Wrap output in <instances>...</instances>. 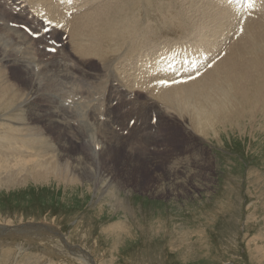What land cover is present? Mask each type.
I'll return each instance as SVG.
<instances>
[{
  "label": "rangeland",
  "instance_id": "374dc122",
  "mask_svg": "<svg viewBox=\"0 0 264 264\" xmlns=\"http://www.w3.org/2000/svg\"><path fill=\"white\" fill-rule=\"evenodd\" d=\"M143 1L134 0V4L138 7L135 5L125 8L121 0L122 14L127 15L124 12L130 9L133 16L129 15V17L134 22H138L142 28L146 23L150 27L149 31H152L154 41L148 43V50L143 48L140 51L132 50L131 53H127L135 27L130 28L128 34L124 33L126 29L122 30L117 39L113 37L107 41L108 45L117 41L118 50L122 53H116V63L123 61L131 64L130 58L136 62L143 52L152 54L153 51H158L156 45L160 48L162 44L176 42L174 38L185 41L189 37L188 33L179 28L165 31L168 22L164 23L162 28L154 29L151 25L153 13L166 18L170 9L171 15L176 16V18L171 16L172 19L174 18L171 23L174 25L179 23L177 15L172 10L174 0H158L167 2L164 7L165 12L158 9L152 12V15L147 11ZM263 6L262 1L264 9ZM0 15L9 18L6 11L1 8ZM244 18L240 15L236 24L240 28ZM187 21L188 18L186 23ZM233 27L226 28L229 30L228 40L225 42L223 39L220 48L223 44L226 46L231 38L234 39ZM15 28L23 30L20 27ZM154 31L158 37L153 35ZM240 37L241 33L237 40L232 41H237L238 44L241 41ZM163 39L166 42L159 41ZM199 47L204 48L212 58L218 53L217 43L211 41ZM24 56L25 54L20 53V58ZM51 56L53 55L48 57ZM37 64L38 61L34 63ZM0 68L3 73L9 75L7 76L10 78L9 81H14L10 85L23 84V79H18L17 76L25 77L26 71L20 70L19 74L13 73L9 68L2 66ZM133 71L130 69L127 73H123L135 91L134 98H131L132 92L129 96L133 101V107H137L136 111H139L140 101L136 99L140 87L134 88L133 77L130 75ZM11 74L17 76L12 78ZM255 75L264 76V64L260 65ZM24 82H31V79H24ZM106 85L107 80L104 87ZM69 98L70 101L77 98L71 84L64 87L62 93L58 95L57 100L60 101L58 105L61 106V103ZM110 101H112L111 97ZM108 103L109 100L103 101L100 105L105 106ZM100 111L101 108L98 112ZM263 111L264 109L257 104L253 109V115L242 116V121L245 123L224 120L221 121V125L225 127L219 128V135H214L213 132L206 134V140L202 138L203 143L208 146L213 161L208 164L203 163L202 166L196 165L197 157L201 158L196 151L199 145L191 146L192 140L198 137L195 133L194 137H185L186 122H184L186 126L183 122V125L180 123L164 126L165 129H161L159 136H150L147 142L143 138L134 144L132 136V140L128 141L129 144L124 143L115 161L122 163L121 165L126 163L124 166L133 175L125 179L121 185H117L119 183L111 182L110 172L107 169L104 182L102 181L107 185L100 187L99 191H95L94 182L89 179L83 182L71 179L69 172L59 174L58 179L51 176L36 181L29 173L32 165L25 161L29 153L24 148L23 151L19 150L21 152L19 154L15 153L17 149L13 150L14 152L0 150L3 151L0 155L3 153L5 155L0 156V227L7 229L16 227L17 230L25 227L31 231L36 227L38 230L30 235L26 233L19 235L17 230L13 234H5V237L0 235V264H89L78 252L80 250L84 251V254L86 251L91 255L90 257L94 259L91 264H264V123L259 121L262 120L260 114H263ZM63 112L65 110L62 108ZM3 113L0 110V116ZM141 113L142 124L144 116L142 111ZM20 116L25 119V113ZM4 127L0 126V132ZM157 128L158 124H154L153 130ZM75 143L73 141L71 145L74 146ZM173 148L175 151L172 150ZM188 150L193 151V155H188ZM205 151L201 160L205 157L209 158L207 150ZM183 153L187 154L185 158ZM16 155L20 158L17 159ZM5 157L12 160L5 159L4 162ZM17 164L22 166L19 167ZM14 167L15 169H12ZM23 168L24 170H21ZM124 178L127 176L124 175ZM156 179L161 182L162 189L169 190L168 194L154 191L156 186L153 187V184H156ZM11 180L20 181L11 182ZM102 182L99 184L102 185ZM134 183H141V186H144L141 189ZM54 193L58 196L57 201L49 198V195ZM32 195L42 198L37 201ZM120 202L122 205L119 204ZM54 210H60L59 214L54 215ZM51 228L63 233V240L50 233ZM70 247H76L78 251H72Z\"/></svg>",
  "mask_w": 264,
  "mask_h": 264
},
{
  "label": "bare ground",
  "instance_id": "6f19581e",
  "mask_svg": "<svg viewBox=\"0 0 264 264\" xmlns=\"http://www.w3.org/2000/svg\"><path fill=\"white\" fill-rule=\"evenodd\" d=\"M81 1V6L86 7V9L72 17L67 31V40L63 41L58 50V55H53L50 58L46 52L37 47L41 42L40 40H35L23 30L12 27L9 23L10 19L0 15V66L11 69L13 73L20 74V70L27 71L25 77L11 74L12 78L17 76L18 79H23L21 86L19 84L18 86H12L10 84L14 81H9L10 78L7 77L9 75L0 70V110L4 112L1 115L2 117L0 116L2 120L0 126H5L4 130L0 132V150L13 151L17 149V152H15L17 154L21 153L20 148L32 151L30 153L32 156L25 154V161L32 165V170L29 173L32 174L34 180H43L51 176L58 179L59 174L69 172L71 179H78L82 182L89 179L94 182L96 185L95 191H99L100 187L103 188L102 186L107 185L103 183V179H105V171L108 169L111 182L121 185L125 179H129L133 174H130L124 166L126 163L121 165L122 163L120 164L118 161L116 163L109 161L112 154L122 150L124 143L127 141V138L121 136L113 127L120 122L121 116L136 117L133 131L138 136H149L151 130L149 121L154 112L158 115V134L164 126L179 125L183 122L185 126L187 124V128L185 127L187 130L183 128L184 132L186 131L185 137L197 135L198 139H193L191 146L198 144L199 147L196 151L199 152H197L199 156L202 158L203 151L207 150L210 158L205 157L202 159L203 161L200 157L195 158L196 165L202 166L203 163L208 164L211 160L213 161L208 146L206 147L203 143V139L206 140V134L213 132L214 135H219V128L225 127L221 125V121L224 120H236L239 124L245 123V121H242V116L253 115V109L257 104L264 109V76L255 75L260 65L264 64L263 8L262 12L257 14V17L244 18L243 25L241 24L240 43L237 44V41H232L237 39L231 38L229 43L226 46L223 44L221 48V41L223 39L225 42L228 40L229 30L226 28L231 29L232 26L238 24L240 18V15L237 16V19L236 17L231 18L233 14L229 16V5L224 4L221 0H174L172 10L179 19V23H176V25L171 23L176 18L175 15V17L171 15V9L168 10V13L166 12V18L153 13L154 17L151 20V25L154 29L162 28L163 24L168 22L165 31L175 28L183 30L189 35L185 40L188 44L199 46L211 41L217 43L218 53L215 57L222 52L223 46H225L227 53L211 69L189 83L171 88L157 89L151 87L150 90L145 91L139 88L136 100L140 101L138 108L144 116V122L141 124L142 113L140 110L136 111L137 107H133V101L129 96V93L132 92L130 89L133 88L124 73L133 69L134 71L130 75L134 81L135 74L138 71L136 66L138 62H142L140 67H145L148 71H154L156 68L155 63L143 62L148 59V55H153L157 51H153L152 54L143 52L138 56L136 62L130 58L131 64L123 61L116 63V53H122L118 50L117 41L109 45L107 41L113 37L117 39L118 34L124 29H126L124 33L128 34L130 28L135 27L132 31L133 40L127 49V53H131L132 50L134 52L140 51L143 48L148 50V43L154 41L152 31H149L150 27L146 23L142 25L145 29L138 26L139 23L134 22L129 17V15L133 16L130 9L124 12L127 15L122 14L123 6L126 8L136 5L134 0H123V6L121 0ZM143 2L151 15L152 12L158 9L164 11L167 3L158 0H144ZM136 6L138 7V5ZM171 16L174 18L172 19ZM178 24H182V26H178ZM153 35L158 37L155 31ZM160 49L161 47L159 48V45H156V50L159 51ZM20 53L25 54V56L20 58ZM36 61L39 64L34 65ZM24 79H31V82L25 83ZM106 80L107 85L104 87ZM69 84L72 85V90L77 98L70 101L69 106L65 105V102L59 106L60 101L57 100V97L62 93L64 87ZM110 97L112 101H110ZM108 100L109 103L105 105L104 110L106 119L103 120V114L98 111L103 107L100 104ZM116 100L118 101V107L113 106V102ZM62 108L65 110L63 113ZM23 113H25L26 120L20 116ZM260 115L262 120L259 121L264 123V111ZM98 135L100 136L97 137ZM73 141L76 142L74 146L71 145ZM136 151L138 152V150ZM188 152V155H193V151L188 150ZM2 155L0 156H5ZM185 155L187 154H184V158ZM195 156H197L196 153ZM16 158L20 157L17 156ZM5 159L7 158H4V162ZM10 160L12 159H7V161ZM17 163L19 164V162ZM18 164L17 166H22ZM12 169H15V167ZM21 170H24V168ZM124 175L127 178H124ZM13 181L18 182L20 180H11V182ZM101 182L102 185L99 184ZM155 183L153 184V187L156 186L155 192L168 194L169 190L161 188V182L159 183L156 179ZM134 184L141 189L144 186H141V183ZM118 200L120 199L118 198ZM119 204L122 205L121 202ZM15 228L0 227V235L13 234L18 229ZM51 229L50 233L52 232L56 238L59 236L63 240V233L56 231L55 228ZM17 231H19V235L23 233L30 235L38 232L36 227L32 231L25 227H21ZM71 250L78 251L76 247ZM78 252L81 253L80 255L87 263L94 262V259L86 251L85 254L81 250Z\"/></svg>",
  "mask_w": 264,
  "mask_h": 264
},
{
  "label": "trees",
  "instance_id": "16d2710c",
  "mask_svg": "<svg viewBox=\"0 0 264 264\" xmlns=\"http://www.w3.org/2000/svg\"><path fill=\"white\" fill-rule=\"evenodd\" d=\"M32 198L34 199V200H39V198H42L41 196H39V198L36 196V195H32ZM45 199V198H44ZM48 199V198H47ZM52 199H54V200H58L57 198H56V196L55 195H53L52 196ZM47 204H52V203H47ZM40 207V206H39Z\"/></svg>",
  "mask_w": 264,
  "mask_h": 264
},
{
  "label": "snow or ice",
  "instance_id": "6c2138e0",
  "mask_svg": "<svg viewBox=\"0 0 264 264\" xmlns=\"http://www.w3.org/2000/svg\"><path fill=\"white\" fill-rule=\"evenodd\" d=\"M161 83L163 84V83H165V82L161 81Z\"/></svg>",
  "mask_w": 264,
  "mask_h": 264
}]
</instances>
